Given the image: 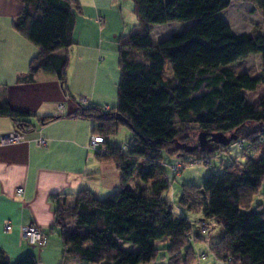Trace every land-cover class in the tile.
Returning <instances> with one entry per match:
<instances>
[{"label": "trees", "instance_id": "16d2710c", "mask_svg": "<svg viewBox=\"0 0 264 264\" xmlns=\"http://www.w3.org/2000/svg\"><path fill=\"white\" fill-rule=\"evenodd\" d=\"M19 1L23 10L13 28L40 49L26 80L43 72L56 77L69 95L70 58L58 53L76 45L79 1ZM131 1L138 27L118 41V106L109 110L78 103L79 110L67 116L95 124L91 138H103L104 151L93 153L116 167L120 189L105 199L81 190L73 206L59 196L53 198L64 258L82 264H151L162 251L156 243L168 239L169 248L163 250L168 264H190L193 228L164 197L171 189L165 162L173 160L169 167L174 173L178 161L188 167L202 165L226 152L215 140L221 134L240 141L243 147L238 148L252 156L243 167L226 166L221 176L210 175L201 186H183L178 205L189 213H202L204 220L225 231L226 238L212 250L219 262L264 264V213H243L252 209L264 182V93L252 97L264 89V76L252 78L230 68L259 55L264 73V33L238 36L219 17L234 1L251 2L264 14V0ZM172 23L194 27L154 44L153 27ZM62 116L30 115L0 105V119H10L23 134L34 131L33 118L46 126ZM121 127L134 135L125 150L107 140ZM0 264L39 263L34 256L12 263L0 250Z\"/></svg>", "mask_w": 264, "mask_h": 264}, {"label": "crops", "instance_id": "0c3cea01", "mask_svg": "<svg viewBox=\"0 0 264 264\" xmlns=\"http://www.w3.org/2000/svg\"><path fill=\"white\" fill-rule=\"evenodd\" d=\"M78 1L81 15L74 32L76 45L58 53L70 58L66 96L54 76L39 72L32 81L26 80L30 63L40 49L13 28L23 4L19 0H0V105L8 104L18 112L36 116H58L60 106L65 112L46 126L31 119L36 121L31 122L34 131L24 134L20 144L7 146L1 144V139L16 128L10 119H0V250L12 263L34 256L39 264H49L55 252L61 253L59 242L53 243L48 235L56 228L53 198L59 196L62 203L73 206L81 190L95 196L97 192L111 195L120 189L116 167L99 161L89 149L95 124L67 116L79 110L78 103L109 109L114 102L120 75L118 39L125 26L114 11L113 0ZM39 140L47 145L40 147ZM96 184L101 185V191ZM18 190L23 193L19 195ZM31 224L45 232V247L34 248L24 241L21 228ZM6 225L10 226L9 232L5 231ZM122 248L132 250L128 244H122ZM64 259L62 254L56 256L58 263Z\"/></svg>", "mask_w": 264, "mask_h": 264}, {"label": "rangeland", "instance_id": "374dc122", "mask_svg": "<svg viewBox=\"0 0 264 264\" xmlns=\"http://www.w3.org/2000/svg\"><path fill=\"white\" fill-rule=\"evenodd\" d=\"M111 3L115 7L114 11L117 12L123 19L125 26V32L119 37L120 39L122 36L127 35L131 31H134L136 27H138L135 7L131 0H113ZM219 17L226 21L230 25L233 33L238 36L247 35L250 37H257L258 35L264 33V14L261 11L256 10L255 6L251 2L234 1L227 10L219 14ZM192 27H194L193 23H172L164 26H155L152 30V40L154 44H158L167 40L171 35L185 32ZM230 68L237 74H248L252 78L264 76L261 56L259 55H252L246 61L234 64ZM263 93L264 89L260 88L258 92L252 95V97L259 98L263 95ZM117 106L118 89L116 96L114 97V102L109 104L108 107H110L109 110H111ZM102 108L106 109L104 107ZM30 122L36 124L35 120H31ZM107 140L112 146L121 147L125 150L128 145L132 144L134 135L128 128L121 127L115 136L109 137ZM215 140L216 142H221L223 144L226 152L222 154H216L215 158L212 160L208 159V161L202 165L195 163L196 165L192 164L194 166L190 165V167H188L184 161H180L182 169H179L178 172L174 173L169 167L171 164H173V160L166 159L165 162V171L171 183V189L165 194L164 197L173 204L176 215H179L180 217L181 215L185 216L193 228V236L191 238L194 239L190 242L192 243L191 246L193 247L194 253L190 256V259H192L190 260V264H226L219 262L212 251L215 247L217 248L226 238V233L215 222L204 220L202 213H189L179 207L178 201L182 195L183 186H201L210 175L214 174L221 176L223 174V169L226 166L233 164L243 167L248 158L252 156V153L248 152L246 154L244 151L238 148L237 144L240 143V141H237L231 135H216ZM243 144L245 149L249 148L247 142ZM91 153L95 155V153ZM134 186L135 179H133L130 183L131 188ZM96 187L100 191L102 190L100 184H96ZM109 195L102 192H97L95 197L98 199H105ZM258 212L264 213V182L260 194L254 199L252 209L249 212L243 213ZM202 223H206L205 225H207L209 228L203 230ZM48 235L52 236L53 243L54 241L59 242V248L61 249V253L55 252V255H52V260H50L51 262L49 264H61L56 262V256L58 254H62L63 256V243L60 239V229L56 227L55 231L53 233L50 232ZM169 243L170 242L168 239L156 243V246L162 251L158 254L156 260L151 264L169 263L168 254L166 251H163L168 250ZM181 256L183 260H186L187 255L185 251L182 252ZM174 257L176 260L179 258V255L175 254ZM70 262L82 264L75 259H64L62 264H70Z\"/></svg>", "mask_w": 264, "mask_h": 264}, {"label": "built area", "instance_id": "2783aa9c", "mask_svg": "<svg viewBox=\"0 0 264 264\" xmlns=\"http://www.w3.org/2000/svg\"><path fill=\"white\" fill-rule=\"evenodd\" d=\"M64 107L60 106L58 108V114L59 115H64ZM24 141V134L21 133L20 131H15L1 139V144L4 146L7 145H14V144H20L21 142ZM104 144V139L101 137H92L90 141V150L95 153H100L103 152L104 150L101 149V146ZM38 145L40 147H45L47 145V142L45 140H39ZM239 147H243L242 144H238ZM179 169H182V166L180 164V161H178L175 165V172H178ZM23 193V190H18V194L21 195ZM206 223H202L203 225V230L208 229L209 227L205 225ZM202 230V231H203ZM5 231L9 232L10 231V226L6 225L5 226ZM22 236L24 241L26 243L34 248H43L47 244V236L45 232L38 226L31 224L26 227L21 228ZM204 233V231H203ZM194 238H191L190 241H192ZM204 259V257H203Z\"/></svg>", "mask_w": 264, "mask_h": 264}]
</instances>
